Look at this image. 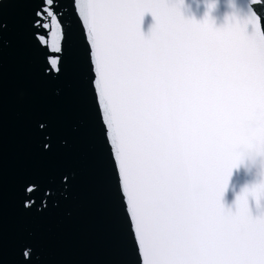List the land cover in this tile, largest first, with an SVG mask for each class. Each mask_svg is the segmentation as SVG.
<instances>
[{
  "label": "snow or ice",
  "instance_id": "snow-or-ice-1",
  "mask_svg": "<svg viewBox=\"0 0 264 264\" xmlns=\"http://www.w3.org/2000/svg\"><path fill=\"white\" fill-rule=\"evenodd\" d=\"M260 3L217 27L214 5L197 20L174 0H82L143 264H264V216L249 209L264 184L235 211L222 202L244 153L264 154Z\"/></svg>",
  "mask_w": 264,
  "mask_h": 264
},
{
  "label": "water",
  "instance_id": "water-1",
  "mask_svg": "<svg viewBox=\"0 0 264 264\" xmlns=\"http://www.w3.org/2000/svg\"><path fill=\"white\" fill-rule=\"evenodd\" d=\"M81 3L0 0V264H143ZM210 6L223 26L225 0L182 11L202 20ZM252 7L264 30V0ZM154 23L145 13L146 36ZM257 179L247 161L233 169L225 208ZM249 209L264 216V197Z\"/></svg>",
  "mask_w": 264,
  "mask_h": 264
},
{
  "label": "clouds",
  "instance_id": "clouds-1",
  "mask_svg": "<svg viewBox=\"0 0 264 264\" xmlns=\"http://www.w3.org/2000/svg\"><path fill=\"white\" fill-rule=\"evenodd\" d=\"M175 3L180 4L181 6L185 5L186 0H174ZM197 8L203 2L205 5L216 4L218 0H194ZM226 7L232 13H242L247 10L249 3H246V6H241L239 0H225ZM190 7V5H189ZM248 162L250 168L255 169V175L258 178L257 182L252 185L264 184V154H259L255 152H245L242 162ZM251 185V186H252Z\"/></svg>",
  "mask_w": 264,
  "mask_h": 264
}]
</instances>
